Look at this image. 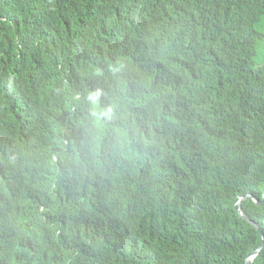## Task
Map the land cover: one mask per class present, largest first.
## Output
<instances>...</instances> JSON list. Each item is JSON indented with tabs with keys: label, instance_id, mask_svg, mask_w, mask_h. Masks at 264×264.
Masks as SVG:
<instances>
[{
	"label": "trees",
	"instance_id": "obj_1",
	"mask_svg": "<svg viewBox=\"0 0 264 264\" xmlns=\"http://www.w3.org/2000/svg\"><path fill=\"white\" fill-rule=\"evenodd\" d=\"M256 13L264 0H0V264H245L261 245L264 264ZM97 89L110 123L91 116Z\"/></svg>",
	"mask_w": 264,
	"mask_h": 264
},
{
	"label": "clouds",
	"instance_id": "obj_2",
	"mask_svg": "<svg viewBox=\"0 0 264 264\" xmlns=\"http://www.w3.org/2000/svg\"><path fill=\"white\" fill-rule=\"evenodd\" d=\"M253 29L256 32V41L258 43L261 36L264 35V16L262 14L256 13ZM103 95V90L97 89L94 92L88 93L86 95V100L90 105L91 116L94 120L101 123H110L116 118V108L113 105L101 108L99 105Z\"/></svg>",
	"mask_w": 264,
	"mask_h": 264
},
{
	"label": "water",
	"instance_id": "obj_3",
	"mask_svg": "<svg viewBox=\"0 0 264 264\" xmlns=\"http://www.w3.org/2000/svg\"><path fill=\"white\" fill-rule=\"evenodd\" d=\"M242 200H243V198H241L236 203V205H235L236 211L239 212V214H240V216H241L242 219L248 221L250 225H252L253 227H255L258 230V232L260 233V235L262 236V238H263V232H262V230L253 221L249 220L245 215H243L242 212H240V205H241ZM255 202L257 204H259V202L257 200H255ZM261 247H262V245L256 251H254L252 254L248 255V257L246 258L245 264H252L253 259L258 254V252H259V250H260Z\"/></svg>",
	"mask_w": 264,
	"mask_h": 264
}]
</instances>
